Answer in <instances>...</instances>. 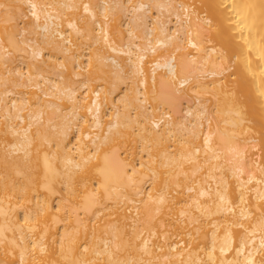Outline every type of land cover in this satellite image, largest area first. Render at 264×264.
Masks as SVG:
<instances>
[{"label":"bare ground","instance_id":"obj_1","mask_svg":"<svg viewBox=\"0 0 264 264\" xmlns=\"http://www.w3.org/2000/svg\"><path fill=\"white\" fill-rule=\"evenodd\" d=\"M0 264H264V0H2Z\"/></svg>","mask_w":264,"mask_h":264},{"label":"rangeland","instance_id":"obj_2","mask_svg":"<svg viewBox=\"0 0 264 264\" xmlns=\"http://www.w3.org/2000/svg\"><path fill=\"white\" fill-rule=\"evenodd\" d=\"M95 1H96V0H95ZM97 1H98V0H97ZM0 2H2V0H0ZM2 9H3V8H2ZM8 15H10V16H12V17L14 16L13 13H12V10L10 11V10L8 9ZM13 18L16 19L15 16H14ZM116 18H117V19L114 20V21H115V22H114L113 19H115V16H114V18L109 17V20H111V21H108V23H110V26H111L112 24H114V26H115V27H113L114 32H116V33H114L115 36H113V38H115V39H116V38H119V37H122V35H118V33H117V31H116L117 29L120 28V30L122 31V34L125 33L124 26H122V25H123V22H124V17L119 15V17H116ZM16 20H17V19H16ZM16 20H15V21H16ZM118 20H119V24H118ZM17 21H18V22H17ZM17 21H16L17 23H20V22H21V20H20V22H19V19H18ZM112 22H113V23H112ZM11 23H12L13 25H15V24H14L15 22L13 23V21H12ZM4 25H7V24H4ZM18 25H19V24H18ZM18 25H17V26H18ZM7 26H8V25H7ZM9 26H10V24H9ZM117 26H118V27H117ZM18 27H19V26H18ZM18 27H17V28H18ZM116 27H117V28H116ZM122 29H123V30H122ZM120 30H119V31H120ZM117 35H118V36H117ZM23 36H27V34H24ZM18 38H19V37H18ZM89 51H91V50H88V52H86V53L89 54ZM83 59H85V57H83ZM82 61H83V60H82ZM80 65L82 66V68H83L84 70L87 69L86 67H84L83 64H80ZM58 69H59V68H58ZM58 69H57V70H53V71H54V72H53L54 75H55V74H58V72H57ZM62 69H63V72H64V70H66V68H65V69L62 68ZM83 69L76 68V71H78V72H80V73L82 74V73H84V70H83ZM60 70H61V69H59V71H60ZM55 71H56L57 73H56ZM85 73H86V71H85ZM86 74H87V73H86ZM52 75H53V74H52ZM54 75H53V76H54ZM83 75H84V74H83ZM92 76H94V77L96 76V78H95L93 81H91V82L89 83V84H90V85H89L90 88H91V89H95V88L99 85V87L101 86V89H103L102 91H104L105 95H108L109 88H110L109 83H108V79H104V78H102V77L99 76V75H92ZM54 77H55V76H54ZM124 89H125V83H119V85L117 86V88H116L115 91H116V93L119 92V93L122 94V93L124 92ZM89 95H92L91 92H89ZM206 96H207V95H206ZM44 98H46V97H44ZM149 101H150L149 103H148V101H147L148 104L151 103V100H149ZM148 104H147V105H148ZM145 105H146V104H145ZM154 113H157V112H154ZM154 113H153V114H154ZM157 115H158V114H157ZM154 116H156V114H154ZM70 132H71V133H70V138H71V140H73V139H74V135H75L76 132H75L73 129H72V131H70ZM133 136H134V133H133ZM125 145H126V144H124L123 146H125ZM44 146H47L46 143L44 144ZM129 146H130V148H133V149H131L132 151H133L134 149L138 150L139 142H138V141H136V142L131 141ZM169 150L171 151V150H175V149H174V147H173V148H169ZM129 151H130V150H129ZM153 152H156V151H153ZM156 153H157V152H156ZM156 153H155V154H156ZM200 174H202V173L200 172ZM197 176H199V174H198ZM207 179H208V178L205 179V177H204V180H207ZM208 181H209V179H208ZM178 189L181 190V187L176 188L175 191H176V192L179 191ZM175 191H171L169 195H171L172 197H173L174 195H175V196H180L181 192L179 191L180 193H179V192L175 193ZM61 192H62V190H61ZM62 193H63V192H62ZM171 193L174 194V195H172ZM176 194H177V195H176ZM178 194H179V195H178ZM57 195H58L57 197H59V194H57ZM55 196H56V195H55ZM55 196H52V197H51L52 200L55 199V201L52 202V200H50V201L52 202L51 205H52V208H53L54 211H55V208H56V201H57V197L53 199V197H55ZM181 196H183V195H181ZM64 203H65V202H64ZM53 206H54V207H53ZM126 206H127L126 204L123 205L124 208L121 206V209H122L121 212H122V213L124 212V213L128 214V213H130L131 211H129L128 208H127ZM125 207H126V208H125ZM119 210H120V209H119ZM127 210H128L129 212H128ZM121 212H119V213H121ZM154 219H155V218H154ZM155 220H156V222L158 221L157 219H155ZM152 221H153V219L151 220V222H152ZM153 222H154V223H153ZM153 222L151 223L152 225H151L150 228H153V227H154L153 225L156 223L155 221H153ZM96 224H97V223H96ZM96 224H95V225H96ZM156 225H157V227H159V226H158V222L156 223ZM97 226H98V224H97ZM152 226H153V227H152ZM155 229H156V228H155ZM159 229H161V228L159 227ZM157 230H158V229H157ZM58 231H59V229H58ZM153 231H154V228H153ZM159 231H160V230H158V232H159ZM154 232H155V231H154ZM158 232H157V233H158ZM182 235H183V239H184V237H185V240H187L188 238H190V236H189V237H188V236H185V234H183V233H182ZM179 236L181 237V234H180ZM95 241H96V240H95Z\"/></svg>","mask_w":264,"mask_h":264}]
</instances>
